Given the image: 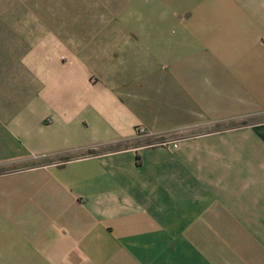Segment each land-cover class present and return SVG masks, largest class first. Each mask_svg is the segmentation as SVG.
<instances>
[{"label": "crops", "instance_id": "0c3cea01", "mask_svg": "<svg viewBox=\"0 0 264 264\" xmlns=\"http://www.w3.org/2000/svg\"><path fill=\"white\" fill-rule=\"evenodd\" d=\"M97 1L0 0V261L264 264V0Z\"/></svg>", "mask_w": 264, "mask_h": 264}, {"label": "rangeland", "instance_id": "374dc122", "mask_svg": "<svg viewBox=\"0 0 264 264\" xmlns=\"http://www.w3.org/2000/svg\"><path fill=\"white\" fill-rule=\"evenodd\" d=\"M81 1V2H80ZM93 1V2H92ZM107 9L103 11L106 12V18L109 20H135V19H150L154 18V12L149 11L148 7H141L139 12L133 11L132 5L134 4L135 0H108L107 1ZM54 7L52 8L53 19L56 23L62 24L60 27L62 32L67 33L70 29L67 27L71 24H80L84 25L83 23L89 22V20H99L98 11H99V3L97 0H79V3L76 8L74 9L75 0H52ZM30 5V4H29ZM32 6V5H30ZM27 7V14L30 16L29 13L33 10L32 7ZM90 9V14H85L87 9ZM78 18V19H76ZM161 18V15L158 16ZM130 30V29H129ZM216 126V125H215ZM143 127V126H141ZM213 125L205 126L203 130L204 133L211 132V128ZM145 128V127H144ZM214 128V127H213ZM146 132L142 133L143 135L148 134L147 129L145 128ZM139 133V132H138ZM192 134V133H190ZM180 139H166L161 140L159 143L161 144H172L173 146L177 147L179 144ZM14 166V165H13ZM35 168L34 160H29V163L24 165L23 167L12 168L11 170H1L0 175H22V172L27 170H32ZM14 177V176H13ZM14 264L17 262L14 261H0V264Z\"/></svg>", "mask_w": 264, "mask_h": 264}, {"label": "built area", "instance_id": "2783aa9c", "mask_svg": "<svg viewBox=\"0 0 264 264\" xmlns=\"http://www.w3.org/2000/svg\"><path fill=\"white\" fill-rule=\"evenodd\" d=\"M137 130H138V132L141 133V134L146 132L145 128H144V127H141V126L138 127Z\"/></svg>", "mask_w": 264, "mask_h": 264}]
</instances>
